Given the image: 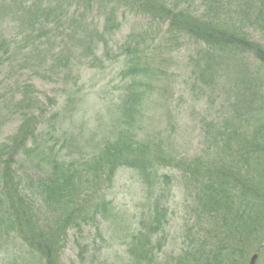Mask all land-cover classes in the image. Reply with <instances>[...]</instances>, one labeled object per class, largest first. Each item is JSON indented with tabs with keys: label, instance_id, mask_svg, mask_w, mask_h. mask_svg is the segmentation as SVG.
Instances as JSON below:
<instances>
[{
	"label": "trees",
	"instance_id": "16d2710c",
	"mask_svg": "<svg viewBox=\"0 0 264 264\" xmlns=\"http://www.w3.org/2000/svg\"><path fill=\"white\" fill-rule=\"evenodd\" d=\"M188 3L0 0V75L8 70L7 61L19 53L24 56L23 67L35 70L40 78L48 77L37 72L45 61L48 71L62 66L63 74L73 75L79 52L75 44L80 40L76 25H102L96 35L103 36L118 25V13L139 14L148 24L139 36L141 41L130 33L119 46L132 67L123 74L128 79L123 127L93 153L81 157L55 153L48 139V150L43 147L41 129L44 121L52 122L58 116L59 111L52 110L59 102L47 93L41 97L33 79L22 86L16 83L12 91L11 104L19 123L0 142V237L12 244L20 241L37 264H63L72 232L78 262L84 264L94 241L91 233H85L93 231L103 241L108 229H102L103 225L118 214L107 189L122 167L135 169L149 188L161 184L169 186L170 192L177 174L181 175L190 189L185 203L190 202L192 222L183 226L180 251L166 252L170 194L164 200V189H160L152 202L150 190L149 211L137 228L125 232L120 264H250L253 253L264 243V0H235L232 6L225 0H201L196 11ZM94 10L96 21L92 18L87 23ZM161 23L167 24L166 33L172 40L181 37L201 43L204 55L199 53L196 67L204 85L218 87L225 81L234 89L221 111L205 122L206 148L191 157L176 152L162 132L146 130L145 106L153 88L148 75L150 71L157 75L153 63L160 55L155 53L156 47L151 52L145 40L151 26ZM10 25L21 26L20 40L8 32L7 27L13 29ZM61 25L68 26L61 30ZM253 33L261 39H255ZM95 41V36L84 40L87 51L91 53L102 43L108 54V40ZM69 43L73 44L69 47ZM36 53L44 56L42 62ZM11 69L6 79L15 74ZM55 76L62 78L61 73ZM62 79L68 80L65 75ZM66 86L60 85L62 91ZM49 111L53 114L47 118ZM171 170L179 173L172 176L168 174ZM91 256L92 261L98 260L96 253ZM101 261L98 264H113L106 258ZM256 264H264V247Z\"/></svg>",
	"mask_w": 264,
	"mask_h": 264
},
{
	"label": "rangeland",
	"instance_id": "374dc122",
	"mask_svg": "<svg viewBox=\"0 0 264 264\" xmlns=\"http://www.w3.org/2000/svg\"><path fill=\"white\" fill-rule=\"evenodd\" d=\"M225 1L231 6L235 3V0ZM188 4L196 11L200 8L198 5L201 4V0H189ZM180 5L183 7V2ZM121 15L116 14L118 25H115L111 32L103 33V36L96 35V30L102 29V25H76L74 27L76 36L80 40H77L75 44L79 52L75 54V57H78L74 59L77 71L73 75L63 74L62 66L48 71V67L45 66L46 61L42 62L44 56H38L37 53L34 56L39 58V63L42 62L37 72L40 75H48L46 78L42 76L40 78L35 74V70L23 67L24 56L20 53L14 54L7 61L9 62L8 70L4 69L0 75V142L12 134L19 123V116L11 104L12 91L17 88L16 83L22 86L31 79L37 85V90L41 92V97L47 93L59 102L55 106L57 108L52 110L53 113L59 111L58 116L52 122L44 121L41 129L42 146H46L47 150L48 139L55 147L53 149L55 153L62 151L63 154L71 157L85 156L96 151L105 140L123 127L122 107L128 85V79L124 80L123 74L127 72V69L130 72L132 67L129 66L128 55L121 54L119 46L124 43L123 41L130 33L134 34V39L141 41L139 36L143 34L148 24L139 14ZM95 16L97 15L94 10L89 14L86 22L90 23L92 18L96 21ZM163 24L152 25L145 40L147 47L151 48L150 51L152 52V49L156 47L155 53L160 55V59L153 63L155 67L153 69L156 70L157 75L152 71L148 75L150 78L148 81L152 82L153 88L149 91V99L145 106L148 121L146 130L150 134L162 132L165 142H170L176 152L191 157L200 154L206 148L205 122L213 119V115L221 111L220 107L224 100L227 101L226 98L231 99L233 87L230 88L225 81L218 87L204 85L199 80L201 70L196 67L198 59H201L199 53L204 55L201 52V43L194 39L183 40L181 37L174 41L171 34L166 33L167 24ZM10 26L13 29L7 27L8 32L12 31V34L20 40L21 26ZM67 26L61 25V30ZM92 36L96 37L95 43H98L102 37L108 40L109 46L106 49L108 54L103 52L105 47L102 43L91 49V53L90 50L87 51L84 40L89 41ZM253 37L261 39L256 33H253ZM71 44L73 43H69V47ZM72 47L75 48L74 45ZM75 51H77L76 48ZM81 56L87 59L81 60ZM248 58L249 62H253L252 56ZM49 61L51 64L54 63L51 58ZM11 67L15 74L12 78L6 79L10 76ZM158 68L160 70H157ZM59 73L62 74V78L65 75L68 80L62 78L57 80L55 75ZM62 83L67 84L64 91L60 88ZM48 108L51 110L50 106ZM52 112L49 111L47 118H50ZM39 162L41 166L44 163L41 160ZM45 166L44 164L42 168ZM161 173V171L158 172L159 175ZM174 173L179 172L171 170L168 174L174 176ZM177 177L178 180L176 178L177 181L173 182L174 185L170 192L169 186L160 184V186L155 185L149 188L144 185L143 179L135 169L119 168L111 188L107 189L108 198L112 200L118 214L103 225L102 229L108 227L103 241L96 238L92 234L93 231L85 233L86 235L91 233L94 241L91 242L90 255L86 256L84 264H98L105 258L110 263L120 264V255H123L125 249L122 245L125 232L137 228L139 221L145 217L143 214L149 211L150 202L147 196L150 190L151 195L154 194L152 202L160 194V189H164V200L170 194V239L165 250L166 252L180 251L181 235L182 231H185L183 226L191 223L192 220L188 215L190 202L185 203L186 198L190 197V189L183 184L181 175L179 177L177 174ZM75 237L76 235L72 232L62 256L63 264H80L78 262L79 250L74 243ZM93 253L98 255V260L92 261ZM37 263L20 241L17 240L13 244L7 243L3 237H0V264Z\"/></svg>",
	"mask_w": 264,
	"mask_h": 264
},
{
	"label": "water",
	"instance_id": "95a60500",
	"mask_svg": "<svg viewBox=\"0 0 264 264\" xmlns=\"http://www.w3.org/2000/svg\"><path fill=\"white\" fill-rule=\"evenodd\" d=\"M263 247H264V243L253 254V256L251 257V260H250V264H256V261L258 259L259 253H260V251L262 250Z\"/></svg>",
	"mask_w": 264,
	"mask_h": 264
}]
</instances>
